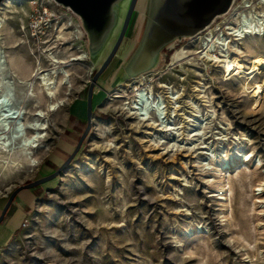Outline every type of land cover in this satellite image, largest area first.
I'll return each instance as SVG.
<instances>
[{"label": "rangeland", "instance_id": "374dc122", "mask_svg": "<svg viewBox=\"0 0 264 264\" xmlns=\"http://www.w3.org/2000/svg\"><path fill=\"white\" fill-rule=\"evenodd\" d=\"M232 5L213 26L163 49L155 68L110 88L104 79L119 63L114 57L97 81L91 126L73 159L55 178L20 190L6 209L0 264H264V65L252 67L255 57L264 61V18L259 33L238 44L242 73L227 75L195 53L201 38L232 13L264 15L259 0ZM28 11L27 0L0 4L6 64L25 80L36 69H49L51 54L65 61L68 75L58 74L54 88L35 80L27 89L0 72V91L8 89L6 113L16 103L24 112L15 125L0 112L6 130L0 209L14 187L54 171L74 149L97 69L86 35L77 43L56 41L52 49L31 39ZM79 54L86 58L75 59ZM140 79L183 106L180 115L171 111L163 118L171 128L165 133L147 136L115 109L128 100L111 95L124 89L130 97ZM146 114V122H156L153 110Z\"/></svg>", "mask_w": 264, "mask_h": 264}, {"label": "water", "instance_id": "95a60500", "mask_svg": "<svg viewBox=\"0 0 264 264\" xmlns=\"http://www.w3.org/2000/svg\"><path fill=\"white\" fill-rule=\"evenodd\" d=\"M4 0H0V4ZM79 19L87 38L90 58L97 66L87 87L86 126L74 149L52 172L14 187L0 209V221L13 197L22 189L55 178L73 159L91 126L94 89L111 65L104 82L112 88L152 70L161 52L176 41L194 37L229 11L234 0H54ZM122 55H118L120 50ZM110 46L109 51L105 52Z\"/></svg>", "mask_w": 264, "mask_h": 264}, {"label": "bare ground", "instance_id": "6f19581e", "mask_svg": "<svg viewBox=\"0 0 264 264\" xmlns=\"http://www.w3.org/2000/svg\"><path fill=\"white\" fill-rule=\"evenodd\" d=\"M261 3L263 4L264 0H259V4ZM243 7H247V5ZM263 18V14H260L258 12L253 15L248 9L232 13L231 20L229 19L230 21H223V25L231 24L232 27H226L225 34H220L219 27L214 30L216 31L215 33L214 31L207 32L201 38L200 50L195 52L198 54L197 57L199 59L205 58L207 60L215 62L217 65L222 67V70L227 75H230V73L232 72L234 75L242 73L243 65L241 64L240 57L242 56L243 51L238 46V44L246 35L259 33V29H257L256 27H258V25L263 21ZM4 24L5 18L0 15V72H4V74L8 75L9 79H14L18 76L16 67L13 63L9 65L6 64L2 50ZM47 56L51 59L50 62L52 65L49 69H36L31 73V77L28 79L21 80L17 77V80H19L18 82L26 84L28 87L27 89L32 88L35 80H38L39 83L43 84L47 89L56 87L57 80L55 78L58 76V74H60L62 78L68 75L67 71L64 70L62 65L65 61L56 59L51 54ZM84 57L85 56L83 54H79L75 56V59H84ZM252 63L253 69H258L259 67L264 65V61L258 57H255ZM253 69L252 71H249V73H253ZM141 80L142 79H140L138 82H135V88L132 89V95L130 97L125 98L127 94H125L124 89H120L113 95H111L112 99L128 100L127 102L123 103L122 107H117L115 109L119 113L126 114L127 117L133 118L135 121V125H133V127L139 131L146 130L144 131V133L147 136H150L155 132L165 133L166 131H168V129L170 130L171 128H168V125L163 121V118H166V120H168L171 117V111L174 112V116L180 115L179 111L183 110V106H175V103L173 101L174 98L168 96V94L165 97L161 96V93L159 96L157 94H154L149 87L146 88V85L145 87H143L144 84L143 82H141ZM159 87L165 88L164 85H160ZM7 91L8 89L6 87H4L3 90L0 91V112L2 114L6 113V104L4 101L8 97ZM260 92L261 88L258 85L256 86V90L254 92V97L257 96L255 99L256 103L258 102V94H260ZM178 99L179 96L175 98V100ZM158 100H163L164 104L162 105L161 103H158ZM152 110L154 111V113H156V119L154 118L156 122L151 121L152 119L149 122H146L147 119L145 118V114ZM23 115L24 112L22 110V107L18 103H16L12 108V112L5 114V118L10 123H13V125H15V123L17 124L19 122L18 120L23 118ZM5 136L6 130L4 128V125H2L0 127V140H5ZM204 147L205 146H201L200 148ZM99 148L102 151L106 150V146ZM16 158L17 155H14V160ZM245 159L247 158L245 157ZM0 166H2L1 163ZM220 199H226V196Z\"/></svg>", "mask_w": 264, "mask_h": 264}, {"label": "built area", "instance_id": "2783aa9c", "mask_svg": "<svg viewBox=\"0 0 264 264\" xmlns=\"http://www.w3.org/2000/svg\"><path fill=\"white\" fill-rule=\"evenodd\" d=\"M27 3L29 11L25 27L30 38L37 44L41 43L42 47L52 49L56 41L77 43L84 39L85 34L78 17L70 9L58 5L54 0H27ZM229 10L228 13L231 12V8ZM228 26L232 27L226 24L218 25L216 29L219 27L220 34H225Z\"/></svg>", "mask_w": 264, "mask_h": 264}]
</instances>
